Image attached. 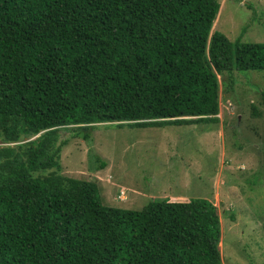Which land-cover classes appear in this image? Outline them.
Instances as JSON below:
<instances>
[{
  "label": "trees",
  "instance_id": "16d2710c",
  "mask_svg": "<svg viewBox=\"0 0 264 264\" xmlns=\"http://www.w3.org/2000/svg\"><path fill=\"white\" fill-rule=\"evenodd\" d=\"M219 7L0 0V264H224L207 198L106 205L96 179L59 162L79 137L88 170L103 168L90 134L99 123L217 121L218 75L264 70V42L210 30Z\"/></svg>",
  "mask_w": 264,
  "mask_h": 264
},
{
  "label": "rangeland",
  "instance_id": "374dc122",
  "mask_svg": "<svg viewBox=\"0 0 264 264\" xmlns=\"http://www.w3.org/2000/svg\"><path fill=\"white\" fill-rule=\"evenodd\" d=\"M219 2L211 31L264 42V0ZM218 80L217 121L99 123L91 145L106 165L88 170L85 141L71 137L61 148V172L96 179L102 202L111 206L207 198L217 210L222 262L264 264V70L227 71Z\"/></svg>",
  "mask_w": 264,
  "mask_h": 264
}]
</instances>
